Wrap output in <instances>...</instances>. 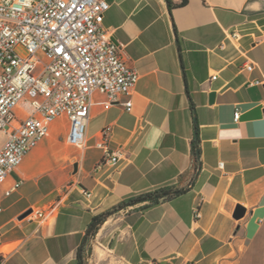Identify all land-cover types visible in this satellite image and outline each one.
<instances>
[{
	"label": "crops",
	"instance_id": "1",
	"mask_svg": "<svg viewBox=\"0 0 264 264\" xmlns=\"http://www.w3.org/2000/svg\"><path fill=\"white\" fill-rule=\"evenodd\" d=\"M108 2L104 27L140 76L133 109L96 93L85 150L68 144L66 117L51 124L0 187V258L80 264L83 247V264H264V0ZM105 127L129 159L96 173ZM162 188L183 192L119 210L83 246L94 217ZM30 208L52 211L19 221Z\"/></svg>",
	"mask_w": 264,
	"mask_h": 264
},
{
	"label": "built area",
	"instance_id": "2",
	"mask_svg": "<svg viewBox=\"0 0 264 264\" xmlns=\"http://www.w3.org/2000/svg\"><path fill=\"white\" fill-rule=\"evenodd\" d=\"M110 7L108 0H0V131L7 136L0 147V187L49 135L59 117L69 121L68 144L85 150L96 93L108 98L101 103L105 109L126 97L122 105L132 111L131 97L140 76L104 27ZM19 47L30 55H19ZM247 70L253 71L254 65ZM240 117L237 110L235 121ZM99 137L96 147L103 157L96 173L128 161L127 149L111 147L110 127L102 129ZM219 167L223 169L224 163ZM21 185L13 183L4 197ZM51 211L33 209L26 219L42 220ZM3 212L0 204V215Z\"/></svg>",
	"mask_w": 264,
	"mask_h": 264
},
{
	"label": "trees",
	"instance_id": "3",
	"mask_svg": "<svg viewBox=\"0 0 264 264\" xmlns=\"http://www.w3.org/2000/svg\"><path fill=\"white\" fill-rule=\"evenodd\" d=\"M186 4H187V0H182V3L180 5L184 6ZM169 6H170V10H172L174 8L173 5L171 4V2H169ZM194 152L197 156L198 152L195 149V147H194ZM182 192H183V190L182 191H173V190L168 189V188H162V189H158L156 191L147 192V193H144L142 195H139L137 197H133L127 201L122 202L118 207H115L112 211H109V212H106L102 215L94 217L92 222L88 226L87 231H86V236L84 239L83 246H85V244L90 239L94 238L96 236V234L98 233L100 226L111 215L118 212L119 210L125 209L129 206H136L139 204H143L142 208L145 209V208H148L150 206L160 204L162 201L169 200L172 196H174L176 194H180ZM82 248H80L78 251V260H79L80 264H83V257H82L83 249Z\"/></svg>",
	"mask_w": 264,
	"mask_h": 264
},
{
	"label": "rangeland",
	"instance_id": "4",
	"mask_svg": "<svg viewBox=\"0 0 264 264\" xmlns=\"http://www.w3.org/2000/svg\"><path fill=\"white\" fill-rule=\"evenodd\" d=\"M17 53L23 57H28L30 55L29 52L22 47H19L17 49ZM6 140H7V136L5 135L4 132L0 131V147L6 142ZM60 170L64 173L63 178L66 181V186H68L71 176L70 161L69 160L64 161V164L62 165Z\"/></svg>",
	"mask_w": 264,
	"mask_h": 264
},
{
	"label": "water",
	"instance_id": "5",
	"mask_svg": "<svg viewBox=\"0 0 264 264\" xmlns=\"http://www.w3.org/2000/svg\"><path fill=\"white\" fill-rule=\"evenodd\" d=\"M78 167H79L78 164H76V165L74 166V168H75V173L78 171ZM32 213H33V209L30 208V209H28L27 211H25L22 215H20V216L18 217V220H19V221H23V220H25L27 217H29ZM244 214H245V209H244L243 207L239 206V208H238V210H237V212H236V215H235L236 218H241V217L244 216Z\"/></svg>",
	"mask_w": 264,
	"mask_h": 264
},
{
	"label": "bare ground",
	"instance_id": "6",
	"mask_svg": "<svg viewBox=\"0 0 264 264\" xmlns=\"http://www.w3.org/2000/svg\"><path fill=\"white\" fill-rule=\"evenodd\" d=\"M33 161V159H30V161L29 162H32ZM38 161V160H37ZM33 164V163H32ZM50 164V163H49ZM52 165V164H51ZM47 167H48V165H47ZM38 171V170H37Z\"/></svg>",
	"mask_w": 264,
	"mask_h": 264
}]
</instances>
